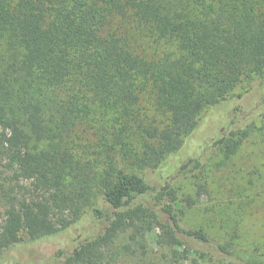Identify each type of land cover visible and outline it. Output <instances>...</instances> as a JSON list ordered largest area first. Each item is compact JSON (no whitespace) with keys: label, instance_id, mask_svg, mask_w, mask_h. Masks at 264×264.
<instances>
[{"label":"trees","instance_id":"16d2710c","mask_svg":"<svg viewBox=\"0 0 264 264\" xmlns=\"http://www.w3.org/2000/svg\"><path fill=\"white\" fill-rule=\"evenodd\" d=\"M254 75L264 0H0V264H264L258 248L183 224L170 180V202L148 204L144 174L177 160L202 111ZM146 94L162 119L143 112ZM251 133L218 144L230 157ZM89 211L102 230L66 252L61 232Z\"/></svg>","mask_w":264,"mask_h":264},{"label":"rangeland","instance_id":"374dc122","mask_svg":"<svg viewBox=\"0 0 264 264\" xmlns=\"http://www.w3.org/2000/svg\"><path fill=\"white\" fill-rule=\"evenodd\" d=\"M154 101L153 95L146 94L141 108L160 120L163 117L155 109ZM239 128H249L252 133L237 152L227 157L218 141L223 137L237 138L233 132H239ZM192 157L201 160V169L188 176L174 171L177 165ZM177 160H172L164 169L146 170L144 173L155 186L148 204L170 202L171 195L159 191L168 179L183 201V224L204 228L217 242H230L237 248H258L264 252V76L254 75L243 80L226 100L202 111L197 128L185 138ZM4 170L0 162V184L7 186L11 171L4 174ZM4 175L5 179L2 178ZM198 183L205 184L203 194H199ZM4 217L5 207L0 201V224ZM103 226L104 222L97 219L92 211L87 212L61 232L65 251L99 233ZM159 232L161 230L158 229ZM151 240L154 239L148 241L149 247L152 253L158 254L153 256H161L163 247L154 245ZM206 248L213 249L211 246ZM193 258L198 259V256L191 255L187 262ZM221 261L226 259L216 257L213 264ZM200 262L209 264L210 261ZM117 264L149 263L138 255Z\"/></svg>","mask_w":264,"mask_h":264}]
</instances>
